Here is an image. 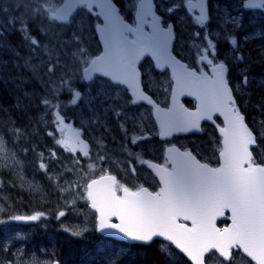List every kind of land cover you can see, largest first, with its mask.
I'll return each mask as SVG.
<instances>
[{
  "label": "snow or ice",
  "instance_id": "snow-or-ice-1",
  "mask_svg": "<svg viewBox=\"0 0 264 264\" xmlns=\"http://www.w3.org/2000/svg\"><path fill=\"white\" fill-rule=\"evenodd\" d=\"M208 0H184L183 5L177 4L169 8L172 14L183 6L191 14L193 25L197 29H206L211 22ZM51 21L67 22L69 17L78 9H83L95 16L100 22L96 23L95 31L102 42V52L94 58L89 55L80 35L74 33L71 40L62 44H76L71 52H65L75 63L76 68L70 73L63 71L61 53L55 51L47 42L39 41L32 36L29 20L19 15L9 16L7 22H0V34L8 28L21 32V40L26 42L27 56H20L19 49L13 51L18 57L12 61L19 73L21 68L32 73L31 79H36L46 89L51 85V92L58 99L67 94L69 101L75 105L81 98V91L76 89L79 82H94V77L107 78L114 86H124L130 95L121 100L113 91L98 90L87 104L91 111L92 104L100 97V111L92 119L99 120L111 113L116 118L128 144L135 148L139 144L135 132L128 133V122L139 115L130 109H138L141 103L154 105V100L141 87V73L138 65L149 57L155 62V67L164 72L170 69L171 77V107H160L155 104V120L158 123L159 137L165 139L176 133H188L200 130V121L213 120V114L219 113L226 127L219 128L223 135V147L220 150L221 164L210 167L202 163L189 151H181L176 146L167 148V156L163 164H154L160 187L157 191H149L146 187L136 190L117 181L114 175H102L87 184V198L91 208L98 212V229L100 231L114 230L126 238L135 241L151 243L154 238H165L186 253L194 264H204L205 253L209 250H219L225 257L231 255L232 249H242L255 264H261V259L254 258L246 250L245 245L256 250L257 256H264V160L257 162L250 145H256L257 139L245 123L244 116L235 105L228 73L230 67L225 62L214 63L206 55L201 60H207L211 65V75L207 72L198 73L189 69L186 64L179 63L170 52L173 40V25L171 22L162 26V18L155 11V0H129L125 5L132 13V20L126 18L115 0H42ZM250 10H264V0H240L235 13L227 10L221 24L224 27V41L230 45V50L236 53V61L243 63V54L239 52V41L236 33L242 28L244 15ZM7 13L9 10L4 8ZM42 34L43 31L41 30ZM221 31H216L217 37ZM200 37L199 30L194 31ZM253 38H255V35ZM205 40L208 47L217 49V42ZM248 40V36L244 37ZM2 46V45H0ZM15 46H9L12 50ZM40 49L47 59L41 58L39 63H33V57ZM258 55L264 57V48ZM20 60L23 63H20ZM8 62L0 60V64ZM250 70V66H246ZM43 69V75L41 74ZM243 83H249L246 69H241ZM45 76L48 77L45 80ZM56 77V80H53ZM71 77V78H69ZM20 86L30 83L29 77L18 75ZM169 92V87L164 88ZM35 93L25 92L27 98ZM194 97L198 102L196 110L192 111L179 102L182 96ZM47 106L52 101L42 98ZM123 117V119H121ZM217 127H219L217 125ZM141 138L142 133H141ZM69 152H75V141L60 140ZM130 154L136 155L137 153ZM88 156L87 151L83 152ZM43 167V165H41ZM122 192V195L118 194ZM213 209L211 215L205 209ZM225 209L231 213V225L217 227L216 220L224 216ZM66 213L59 212L63 217ZM43 213L35 215H17L15 221H37ZM113 218L117 222H113ZM190 221L191 226L180 221ZM78 235V233H73ZM163 254V249H162ZM31 254H29V257Z\"/></svg>",
  "mask_w": 264,
  "mask_h": 264
},
{
  "label": "rangeland",
  "instance_id": "rangeland-1",
  "mask_svg": "<svg viewBox=\"0 0 264 264\" xmlns=\"http://www.w3.org/2000/svg\"><path fill=\"white\" fill-rule=\"evenodd\" d=\"M3 1V3L0 2V22L6 23L9 16H13L15 18L17 16V12H19V15L28 19L30 22L28 27L31 30L32 36H35L41 42L47 41L55 51H59L61 53L60 59L62 68L58 69V73L63 71L67 74L76 68L75 63L72 61L70 56L65 54V52H71L75 47H77V45L62 44L63 41L71 40L74 33L81 36L83 46L87 48L91 57L94 58L95 55L100 54L102 51L98 35L95 31V25L100 21L95 16L92 17L87 14L86 11L82 10L80 15L71 20V23L67 24V26H61L56 23L53 24L52 22L44 24L42 21L48 14L43 11V8L46 7V5L42 4V0H14V2L11 0ZM228 1L229 0H226L223 3L218 1L216 3L217 6L214 11L215 24L211 28L207 27V30L205 29V31L197 29L193 25L189 14L188 23H191L193 27L191 29H189L187 23H185V16L178 17V21L180 22L182 29L185 28L187 35L189 34L188 38L185 39V53H187L188 56L196 59V57H198L202 52H204V49L208 47L207 41L205 40L206 31L208 39L217 42V47L221 46L223 49L226 48L223 47V43L227 42L224 41L223 31L225 29L221 24V21L224 19V12L226 10L234 14L240 3V0H230L232 7L228 8V6L225 5ZM121 2L125 13L130 14L129 17H132V13L127 11L125 8V5L129 3V0H121ZM178 4H181V2ZM20 5H23V7ZM176 5L177 4L171 3L166 5V8L174 7ZM3 8H7L9 11L5 13L2 11ZM177 14L178 11H175V15ZM6 30L12 32V30L15 29L8 28ZM41 30L46 33V35L40 38L39 32ZM196 30L201 32L200 37H196L194 35V31ZM216 31H221V36L217 37L215 35ZM227 45L229 44L227 43ZM210 50L211 48L208 49V51ZM228 50L229 52L226 54V59L233 62L234 56L232 55L230 47ZM36 53L37 54L32 60L34 64L39 63L41 58L47 59V57L44 56V53L40 50L36 49ZM28 54L27 49L26 56ZM2 58L3 61L8 63L6 66L4 64L1 65L5 66L9 70H11L10 66L12 61L18 59V57L11 55L9 51H7V56ZM20 63H23V61L20 60ZM243 66L245 67V65ZM241 69H246V74L250 78L248 88L246 90L242 89V91H247V94L244 97L245 104L250 101L255 104H261V112L264 113V105H262L264 104V97L259 96L256 99L251 97L252 91H255L254 89H256L257 84L264 85V76L257 77L255 75H250V71L247 67H241L240 70ZM251 69L252 68L250 67V70ZM145 72L147 73L146 80L150 90L155 91L161 100L166 101L171 91L170 76L165 73H158L154 69L153 65H146ZM41 74L43 75V69H41ZM27 77H29L31 81H34V79H31L32 73L27 74ZM44 78L45 80L48 79L47 76ZM53 80L55 81L56 77H53ZM28 84L29 83L24 84L19 91H30L28 93H32V91H34L35 93L33 88H28V86H26ZM38 84L44 92L52 93L51 85H49L46 89L41 85V83L38 82ZM18 85L20 86V83ZM166 86L169 87V92L164 91ZM75 87L80 90L81 93L86 92L81 88V82L77 83ZM101 89L113 91L115 94L119 95L121 100H124L125 98L123 93L125 90L122 87L114 86L108 81L98 78L88 86L85 98H83L82 103L75 107L74 110H71L73 104L69 101L67 94H65L64 98H61V102L55 103L53 106L54 108L51 110L52 114L48 116L49 125H47V121L45 120L47 116L41 115L38 124L46 126L47 129H45V132H48L53 136V143L48 144L49 150L47 153H43L44 156H41L39 151L40 149L31 151L36 146L33 142L27 141L26 146L25 143L22 142L21 144L24 147H21L14 142V139L9 138L7 133H0V169L3 172H0V224L4 226L6 234L7 232H11L13 234L11 236L12 239L15 238V234L11 227H13L15 223L21 226L26 225L27 228H29V231L35 226H47L50 224L74 233H84V231L92 229L94 218L92 212H88V209L91 208L89 205L90 200L87 198V183L95 176H99L104 173L117 172L118 167H120L121 164L118 162H111V159L116 161H119L121 158L124 159L122 157L124 154L123 151L130 156V160L128 161L129 170L125 177V185L127 186H142V182L145 179H150V176L153 174L149 169V160H158L161 162L165 161L164 150L167 144H160V141L157 139L159 129L152 111L146 108H138L136 112L139 110L142 111H139V115L135 119L128 122V133L132 134L135 132L137 138L139 139V144L136 145L135 148L128 144L121 128L118 125L117 119L113 118L111 113H108L107 117L102 116L99 120L94 121L92 119L95 113L100 111L99 100L104 97L100 96L95 103L92 104L91 107L94 111L89 109L87 102L92 96L96 95L98 90ZM40 96L41 93L38 94L37 98ZM28 98H30V96L26 98L25 95H23L21 101L23 102ZM66 113L69 114V118L64 119L63 116ZM256 115L257 113L253 112V121L254 124L257 125L263 137L262 145L260 146V149L257 150V153L260 158L262 157L261 160H264V115L262 116V114H259L258 118ZM57 118L64 119V122L61 123L60 126H57L54 122ZM81 128L87 129V131L92 134V139L97 145H99V147H103V143H105L104 147L108 149L106 150L104 148L103 150H100L99 147L96 146L95 153L85 156L87 164L73 161L76 159L72 156H64L56 148V143L60 140L75 141L79 138L80 143L76 144L75 147L80 151L79 153L84 156L83 152L86 150L83 149V136L80 134ZM141 133L143 138H141ZM176 143H192L194 146L193 148L197 149L200 153L205 154L206 156H214L215 153L217 151L219 152L221 149V144L219 143L217 137L215 138L213 136L211 138H180L176 141ZM129 146H131V148ZM62 147L63 145L60 144V148ZM146 149H148L149 152ZM129 150H131L132 153L137 154L132 155ZM25 152H28L29 161H31L30 166H28V161L23 158ZM53 156L63 158L67 165L66 168L64 167L60 169L56 178L64 177L65 175H61L66 174L67 171L69 172V177H65L61 181L55 179L49 183L46 178L50 177L48 172L52 168L47 171L43 170L46 169L47 165L54 161L52 159ZM39 160H42L44 163L42 164ZM41 165H43V167H41ZM15 185H19L21 187V189H18L17 192L15 191ZM4 188L6 189L3 190ZM53 196L56 197V200L53 199ZM80 203L82 204L80 205ZM55 204L56 206H53ZM60 211H64L66 214L63 217H60ZM37 213H43L37 221H15L13 219V217L17 215L27 216L35 215ZM38 221H41L42 224H35ZM53 236L54 234L52 233L50 237L52 241H50L47 245L54 250H56V248H62L65 243L64 238H56L53 240ZM12 239L10 240L7 238L8 243L6 244L5 250L0 251V264H53L55 261L54 257L51 256L50 253L41 254L34 249H32L33 251L31 249L28 250L27 242L26 245L22 244L19 248L14 247ZM43 240L44 243H47V239ZM166 247L170 264L178 262L181 264L185 263V260L177 251L170 246ZM65 253L66 255H70L71 251L66 249ZM29 254H31L30 257ZM53 254H55V252H53ZM208 264L254 263L245 255L237 254L232 262H226L218 255H215L209 259Z\"/></svg>",
  "mask_w": 264,
  "mask_h": 264
},
{
  "label": "flooded vegetation",
  "instance_id": "flooded-vegetation-1",
  "mask_svg": "<svg viewBox=\"0 0 264 264\" xmlns=\"http://www.w3.org/2000/svg\"><path fill=\"white\" fill-rule=\"evenodd\" d=\"M219 2H224L226 0H218ZM217 0H209L208 1V6H209V11H210V20L211 22L208 24V26H211L214 23V11L216 9L217 6ZM179 2H181V5H183L184 0H155L156 6H157V10L158 12L162 15L163 17V22L164 24H168L169 22H171L174 25V28L176 30V43H175V51L177 52V54H179V56H181L182 58L186 59L187 53H185L186 50V41L185 39L188 38V35L186 33V29H182V26L180 25V22L178 21V17H183L185 16L186 18V22L187 26L189 29L193 28L191 23L189 22L188 19V14L185 10V8L182 6L180 7L178 10V14L175 15V11L172 14H168V9L170 8H166V5H169L171 3L173 4H178ZM226 6H228V8L232 7V4L230 2V0L225 4ZM171 8H175L171 7ZM191 16V14H189ZM192 22V21H191ZM183 23V24H185ZM258 23V24H257ZM202 31H205V29H202ZM255 35V38H253V35ZM238 41H239V52L243 54L244 60L243 63H240L238 61H236L235 56L236 53L232 52V55L234 56L233 62H232V67H231V79H232V83L233 86L235 88V95H236V99H237V106L242 110H244L248 115H249V111L250 108L246 106V104L244 103V97L247 94V91H242L246 90L248 88V84L247 86H245V84L243 83V74L240 70L241 67L246 68V66H250L252 69L249 70L250 71V75H255L257 77H262L264 76V70L259 69L258 68V64L260 62L264 63V57H261L258 55V52L260 49L264 48V10H250L247 11L244 15V20H243V26L242 28L236 33ZM248 36V40L245 41L244 37ZM185 42V43H184ZM226 46H230V45H226ZM213 51H207L206 53H203L204 55L208 56L209 58L213 59L215 62H219V61H230L228 59H226V54H227V48H222L221 46H219L218 49L215 50V55H213ZM201 56V55H200ZM218 57L223 58L222 60L219 59ZM245 65V67L243 66ZM200 69H204V68H209L208 65L205 64H201L200 66H198ZM256 80V79H255ZM260 86H264V85H259ZM150 92L153 96L157 97V94L155 91H148ZM125 98L126 99L130 93L129 91H123ZM143 106L139 105L138 108H142ZM130 111L132 112H136L137 109H130ZM121 119H123V117H121ZM81 134V133H80ZM83 136V147L86 151H89L88 153L92 154L95 153L96 151V146L99 147V145L96 144V142L92 139V134L89 133V131L86 130L85 133L81 134ZM100 136V135H99ZM90 143L95 144V147L93 148L91 146ZM103 143V147H99L100 150H103L104 147ZM131 148V146H129ZM106 149V148H105ZM108 150V149H106ZM124 154L122 155V157L124 159H120L119 161L113 160L111 159V162H118L120 163V167H118L117 172H114L112 174H114L117 177V181L121 184L125 185V177L127 175V172L129 170V166H128V161L130 160V156L125 153V151H123ZM114 153V152H113ZM117 169V168H116ZM154 175L150 176V179H145L142 182V186H146L148 188H150L153 191H157L160 187V184L158 183L157 180H155L156 178L153 177ZM127 186V185H125ZM130 188H132L133 190L138 189L141 186H128ZM163 245L169 246L168 243L166 242H161ZM167 251V247L164 248ZM141 249H139L140 251Z\"/></svg>",
  "mask_w": 264,
  "mask_h": 264
},
{
  "label": "trees",
  "instance_id": "trees-1",
  "mask_svg": "<svg viewBox=\"0 0 264 264\" xmlns=\"http://www.w3.org/2000/svg\"><path fill=\"white\" fill-rule=\"evenodd\" d=\"M0 45H2L0 46V60L3 59L2 57L7 56V51L13 55V51H15L16 48L19 49L21 57L26 56L27 46L26 42L21 40L20 31H16L10 36L0 34ZM9 46H15V48L9 50ZM10 69L11 70L0 64V133H7L9 138L14 139V142L21 147H24L21 143L24 142L26 146L27 141L33 142L37 147L41 146L38 143V138L43 128L38 124L39 119L41 115H45L47 116L46 119H49L48 116L52 114L51 110L54 108L53 106L55 103H60L64 95L59 96L57 99L52 93H46L41 90L38 81L34 79V81H31L26 86H28V88H33L35 94L30 95V98L22 102L21 98H23L26 91H19L21 90V86L18 85L20 83L19 79L9 78H15L18 75L27 77V74H31V72L21 68L18 73L12 63ZM82 87L83 84H81V88ZM33 92L34 91H32V93ZM39 93H41V96L37 98ZM43 97H47L52 103L45 106L42 103ZM253 104L256 105L255 103ZM23 158L28 161V166H30L31 161H29L28 152L24 153ZM0 172L3 173L1 169ZM53 206H56V204ZM147 252L148 254L144 257L141 254H135L133 257H130L131 261L134 262L133 264H137V261L140 264H165L163 256H161L155 248H148ZM90 257L91 255H87L85 259L89 262ZM73 258L76 260L79 259L80 263L87 262V260L77 255L73 256Z\"/></svg>",
  "mask_w": 264,
  "mask_h": 264
},
{
  "label": "water",
  "instance_id": "water-1",
  "mask_svg": "<svg viewBox=\"0 0 264 264\" xmlns=\"http://www.w3.org/2000/svg\"><path fill=\"white\" fill-rule=\"evenodd\" d=\"M155 11H156V9H155ZM160 16V15H159ZM161 17V16H160ZM173 30V29H172ZM173 41H174V32H173V40H172V43H171V46H170V52H171V54L175 57V55L173 54V52H172V45H173ZM102 43V42H101ZM176 58V57H175ZM176 60L179 62V63H182V64H185V63H183V62H181L178 58H176ZM187 65V64H186ZM188 66V65H187ZM190 69V68H189ZM192 70H195V69H192ZM196 71V70H195ZM232 94H233V92H232ZM185 96H187V95H185ZM185 96H182V97H180L179 98V102L182 104V99H183V97H185ZM172 106V105H171ZM161 107V106H160ZM185 107V106H184ZM196 110V109H195ZM195 110H192V111H195ZM155 113H156V107H155ZM214 115V114H213ZM204 120H202V121H200V130L199 131H197V132H201L202 131V129H201V124H202V122H203ZM213 121V120H212ZM246 123V122H245ZM225 127H226V125H225ZM249 127V126H248ZM219 128H222V127H219ZM250 128V127H249ZM252 131V130H251ZM253 132V131H252ZM189 133V132H188ZM221 133V132H220ZM176 134H179V133H176ZM253 134H254V132H253ZM174 135V134H173ZM221 135H222V133H221ZM255 135V134H254ZM223 136V135H222ZM172 137V136H171ZM169 138V137H168ZM252 146H254V145H250V150H251V147ZM252 151V150H251ZM190 152V151H189ZM192 153V152H191ZM154 164H157V163H153V165ZM152 169L154 170V172L156 173V169L155 168H153L152 167ZM97 179H99V178H97ZM226 210H228V209H225V213H224V216H222V217H218L217 218V220H216V226L217 227H219L218 225H217V221L219 220V219H222V218H225L226 217ZM212 211H213V209L211 208V207H209V208H206L205 209V213L207 214V215H211V213H212ZM188 222H190V221H188ZM191 223V222H190ZM231 225V222L229 223V225H227V226H224V227H228V226H230ZM221 228V227H220ZM223 228V227H222ZM100 231V230H99ZM101 233H104V234H107V235H111V236H115V237H118V238H123V239H128V240H132V239H130V238H126V237H124L122 234H119V233H116L114 230H105V231H100ZM160 238V237H159ZM163 239H165V238H163ZM245 248H246V250L249 252V254H251L254 258H259V259H261V264H264V256H257V253H256V250L255 249H253V248H251V247H249L247 244L245 245ZM212 250H216V249H212ZM211 250H209V252H210ZM218 252H219V250H217ZM209 252H207V253H205V256H204V264H206V255L209 253ZM232 252H233V249L231 250V255L229 256V257H225V256H222L221 254H220V252H219V254L222 256V257H224V258H226V259H228V260H230L231 259V257H232ZM186 256H187V254L186 253H184ZM245 254V253H244ZM245 255H247V254H245ZM188 257V256H187ZM190 260H191V258L190 257H188ZM192 263L194 264V262L192 261Z\"/></svg>",
  "mask_w": 264,
  "mask_h": 264
},
{
  "label": "bare ground",
  "instance_id": "bare-ground-1",
  "mask_svg": "<svg viewBox=\"0 0 264 264\" xmlns=\"http://www.w3.org/2000/svg\"><path fill=\"white\" fill-rule=\"evenodd\" d=\"M8 1V0H7ZM12 4V3H11ZM147 151H148V149H146ZM149 152V151H148ZM147 152V153H148ZM146 153V152H145ZM33 241L35 242V243H38V238L36 237V236H33ZM49 247V246H48ZM34 248H36V246L34 245V243H30V242H27V249L29 250V249H34ZM50 248V247H49ZM33 251V250H32ZM41 255V254H40Z\"/></svg>",
  "mask_w": 264,
  "mask_h": 264
}]
</instances>
